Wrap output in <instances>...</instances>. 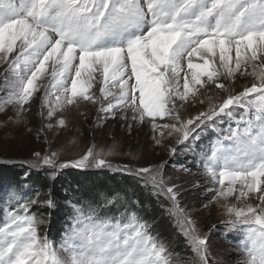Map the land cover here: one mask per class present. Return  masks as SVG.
Wrapping results in <instances>:
<instances>
[{
  "label": "snow or ice",
  "instance_id": "obj_1",
  "mask_svg": "<svg viewBox=\"0 0 264 264\" xmlns=\"http://www.w3.org/2000/svg\"><path fill=\"white\" fill-rule=\"evenodd\" d=\"M0 93V111L10 106L8 119L28 131L37 94L45 143L90 104L95 126H150L167 154L114 166L105 157L115 143L64 163L55 151H33L5 191L16 207L0 223V264H226L211 250L217 225L203 231L197 207L184 203L201 187L204 210L223 201L225 238L241 236L238 264H264V0H0ZM185 153L191 166L171 159ZM169 165L189 175L195 168L204 186L170 175ZM66 167L132 176L144 195L66 196L57 245L38 231L59 207L51 191L24 197L34 171L55 179ZM153 200L151 211L186 238L187 260L156 230Z\"/></svg>",
  "mask_w": 264,
  "mask_h": 264
},
{
  "label": "rangeland",
  "instance_id": "obj_2",
  "mask_svg": "<svg viewBox=\"0 0 264 264\" xmlns=\"http://www.w3.org/2000/svg\"><path fill=\"white\" fill-rule=\"evenodd\" d=\"M234 52V51H233ZM239 75V73H237ZM250 85L251 78L242 81ZM3 93H0L2 96ZM42 96V92L40 93ZM34 106L28 117V127L32 131H28L23 124L14 123L8 119L12 115V109L9 106L4 111H0V163L10 164L19 163L30 158L33 151H55L58 153V163H64L69 160L79 159L87 150L95 145L96 151L103 150L107 152L112 145L116 144L115 154L106 156L105 158L113 163V165L130 164L132 166H147L150 163L159 162L167 155L165 151L158 146H154L151 140L150 126L137 125L135 130L129 133L126 129L120 128L114 124L112 120H108L103 126H95L96 107L90 104L82 106L80 113L72 117L71 123L58 131H48L46 133L50 143H45V133L40 134L37 138V131L42 128L41 124V101L37 99L34 93ZM32 103V101H30ZM47 111V108L44 109ZM59 115V113H57ZM55 119V118H54ZM172 160H178L181 164H192V154L185 153L179 157H173ZM99 170V169H87ZM102 170V169H100ZM108 170V169H103ZM117 172L113 170H108ZM170 175L176 174L181 176L183 182H193L199 180L203 185V178L195 168L192 169V175L181 173L179 168L174 170L172 165L167 169ZM239 187V185H237ZM211 198V194H207ZM200 196L204 198L205 193L201 188L190 190L185 193L186 203L190 208L197 207L196 216L199 220V227L203 231H208L213 224L217 225L216 229L211 232V250L214 256L226 261V264H238L242 253L238 250L237 241L241 239L240 234H230L226 239L223 233L225 229L221 226L220 221L225 219L224 210L221 207L223 201L217 203L213 201L209 205L208 210H204L200 205V201L196 199ZM231 202H235L234 197L229 198ZM207 201L205 200V203ZM185 238V237H184ZM187 241V240H186ZM187 245L189 246L188 242ZM190 247V246H189ZM183 260H187L184 258Z\"/></svg>",
  "mask_w": 264,
  "mask_h": 264
},
{
  "label": "trees",
  "instance_id": "obj_3",
  "mask_svg": "<svg viewBox=\"0 0 264 264\" xmlns=\"http://www.w3.org/2000/svg\"><path fill=\"white\" fill-rule=\"evenodd\" d=\"M26 166L19 163L1 164L0 163V223L6 219V213L16 207L11 191L5 195L9 185H15V182L21 179L22 173ZM123 189L129 195L136 192L138 196H143L142 187L137 180L129 175L112 172L108 170H80L73 167H66L58 171L55 179L45 175L44 172H33L31 179L25 191L27 198H36V194L41 196L47 195L49 191L53 194L54 199L59 205L58 208L50 209L45 212L47 222L39 228V234L47 236L50 242L59 244L62 230L65 224L66 209L63 207L66 196L73 194L85 198L96 197L100 193H112L114 190ZM154 200L149 201V216H156L158 222L156 230L161 237L168 241L174 251L179 254L180 259H188L194 254L187 245L186 238L177 232L175 228L165 219L159 220V212H152L151 208ZM32 212L38 211L36 207L30 209ZM39 211H44L40 208Z\"/></svg>",
  "mask_w": 264,
  "mask_h": 264
},
{
  "label": "bare ground",
  "instance_id": "obj_4",
  "mask_svg": "<svg viewBox=\"0 0 264 264\" xmlns=\"http://www.w3.org/2000/svg\"><path fill=\"white\" fill-rule=\"evenodd\" d=\"M232 55H233V57H235V52H233V53H232ZM194 62H195V63H199L200 61H199V60H196V59H194Z\"/></svg>",
  "mask_w": 264,
  "mask_h": 264
}]
</instances>
